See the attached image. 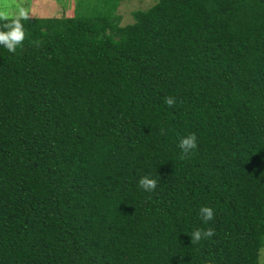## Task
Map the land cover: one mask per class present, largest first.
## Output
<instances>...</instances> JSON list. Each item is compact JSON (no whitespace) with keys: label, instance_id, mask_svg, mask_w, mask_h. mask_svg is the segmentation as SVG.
<instances>
[{"label":"trees","instance_id":"obj_1","mask_svg":"<svg viewBox=\"0 0 264 264\" xmlns=\"http://www.w3.org/2000/svg\"><path fill=\"white\" fill-rule=\"evenodd\" d=\"M87 1L0 45V264H259L264 0Z\"/></svg>","mask_w":264,"mask_h":264},{"label":"clouds","instance_id":"obj_2","mask_svg":"<svg viewBox=\"0 0 264 264\" xmlns=\"http://www.w3.org/2000/svg\"><path fill=\"white\" fill-rule=\"evenodd\" d=\"M0 18H4L0 16ZM28 13L23 8L19 10L18 16L11 20L10 23L5 24L6 31H0V45H3L9 52H15L16 48L21 45L25 39V30L21 19H27ZM164 103L168 106H172L175 103V99L171 96L164 98ZM178 146L181 153H190L197 147V138L195 134H188L179 139ZM138 184L141 189L145 191H153L157 186V180L149 175H144L138 180ZM200 214L202 221L207 223L213 219L214 211L211 207L203 206L200 208ZM213 235L211 229H195L191 233L192 241H200L202 238H206Z\"/></svg>","mask_w":264,"mask_h":264},{"label":"rangeland","instance_id":"obj_3","mask_svg":"<svg viewBox=\"0 0 264 264\" xmlns=\"http://www.w3.org/2000/svg\"><path fill=\"white\" fill-rule=\"evenodd\" d=\"M75 1L77 0H0V16L17 17L21 8L27 11L28 16L65 14L74 8ZM88 1L85 6H89ZM154 2L155 0H120L117 13L121 15V24L132 22L134 10L145 9ZM259 264H264V246L260 250Z\"/></svg>","mask_w":264,"mask_h":264}]
</instances>
